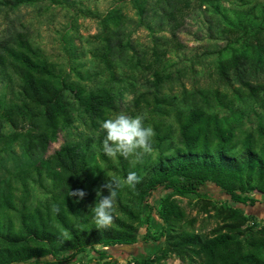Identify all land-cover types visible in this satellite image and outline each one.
Masks as SVG:
<instances>
[{
	"label": "trees",
	"instance_id": "trees-1",
	"mask_svg": "<svg viewBox=\"0 0 264 264\" xmlns=\"http://www.w3.org/2000/svg\"><path fill=\"white\" fill-rule=\"evenodd\" d=\"M129 1L144 19L149 0ZM39 2L72 11V23L79 17L97 18L101 47L92 52L97 65L92 71L76 43L75 28L64 37L65 66L36 47L27 30L14 25L0 34V264H84L89 250L110 258L108 248L140 242L144 221L142 240L161 242V248L156 255L133 257L135 264H161L168 254L189 264H264V223L239 208L263 202L256 194L264 195V0H156V6H167L162 10L171 23L172 45L157 42L140 60L138 65L149 74L145 89H134V101L125 107L131 112L147 108L150 117L142 116L156 133V153L134 163L118 155L117 165L102 151L105 133L100 125L126 102L125 95L113 89L114 82L124 80L115 62L114 39L125 15L117 7L98 14L82 0H0V8L14 11ZM198 10L206 14L200 23L207 26L208 37L225 42L207 51L217 55L220 78L241 87L229 95L214 91L216 103L231 111L228 115L208 113L196 104L180 109L177 98L164 92L176 78L171 69L177 61L169 54L176 51L177 31L186 14ZM123 46L135 50L130 41ZM98 75H105L107 83L88 87L86 82ZM244 95L262 110L257 111L255 133L236 127L244 109L233 104ZM78 110L99 131L96 139L74 135L73 114ZM172 116L178 125L176 141L172 125L166 123ZM60 132L68 140L48 153ZM92 140L98 147L97 161L91 155ZM100 162L115 178L123 180L130 171L141 177L134 188L118 190L114 222L107 229L96 228L88 207H94L96 190L104 184ZM33 184L44 191V199L34 196ZM75 189L87 193L83 200L68 196ZM158 190L160 204L151 205L149 198ZM189 196L196 197L198 213L217 221L211 230L195 229L197 217L189 216L181 199ZM54 205L58 213L52 211ZM144 207L149 210L145 218ZM153 210L162 221L159 232L149 224Z\"/></svg>",
	"mask_w": 264,
	"mask_h": 264
},
{
	"label": "rangeland",
	"instance_id": "rangeland-1",
	"mask_svg": "<svg viewBox=\"0 0 264 264\" xmlns=\"http://www.w3.org/2000/svg\"><path fill=\"white\" fill-rule=\"evenodd\" d=\"M85 6L92 9L98 14L104 15L110 9L117 7L124 13V22L119 27V30L114 39L116 46L115 62L117 70L124 77V80H117L113 84V89L117 93L125 95V104L120 112H124L130 116L145 115L150 117L146 107L141 111L134 112L125 109L127 105L131 106L134 101V89L137 93L142 92L146 82V70L143 66L138 65L145 56H149L153 51V47L162 43V47L170 48L172 45L173 30L171 23L168 21L163 13L162 8H166L164 2L156 6V0H149L148 11L144 19L139 14L137 8L129 0H82ZM156 3V4H155ZM200 10L186 14V20L183 27L177 31L176 39L178 44L175 53H170L169 56L177 61V64L171 69L176 78L166 85L164 92L171 94L177 98L179 108L186 110L193 104L196 107L203 105L208 113L218 114L220 116L230 114V110L226 107H221L216 103L214 98V91L221 89L224 93L232 94L235 88H241L238 83H223L217 70V55L207 54V51L218 50L225 43L221 39H210L207 33V26L201 25L200 20L204 19L206 14H200ZM209 17V16H207ZM72 11L66 8L51 5L47 2H39L37 4L23 5L19 9L10 11L6 8H0V34L4 33L8 28L16 26L19 30L29 31L30 38L36 47H39L51 60L57 61L61 66L66 65V56L64 51V37L75 28L77 31L76 43L82 49L87 68L92 71L97 69L96 62L93 58L92 52L101 47V43L97 35L101 33L102 27L97 18L92 17H79L75 23H72ZM131 42L135 50L130 49L128 46H123L126 42ZM134 67V68H133ZM134 69V71H133ZM120 77V76H119ZM106 84L105 75H98L93 77V80L87 81L88 87L101 86ZM132 92V93H131ZM202 92V95L201 93ZM203 97L207 99L205 102ZM228 99V98H225ZM209 103L210 106H206ZM131 104V105H130ZM234 107H241L244 109L243 120L236 125L238 131H252L255 133V128L258 124L259 113L262 111L260 105L253 98L247 95L242 97L241 101H235ZM117 114V113H115ZM115 114H112L115 115ZM73 121L76 127L74 135L76 138L84 139L92 137L96 139L99 131L93 126L91 119L78 110L73 114ZM167 124H171L173 128V140L178 138V125L174 117H169L166 120ZM82 138V139H83ZM68 140L64 132L59 133L57 141L53 142L50 146L48 153H52L58 149L62 144ZM90 145L91 155L97 161L98 147L95 140ZM155 149L151 154L144 155L141 160H147L155 157ZM131 163L137 161L136 157H128ZM113 164L117 165L119 161L118 155L112 158ZM100 164L104 167L102 182L105 183L108 177H118L107 166ZM34 186V196L44 199L45 193L42 189ZM105 190V189H104ZM105 190L106 195L108 191ZM215 191V190H213ZM216 197L223 198V195L215 192ZM162 191H156L150 198L151 205L159 206ZM263 202L255 206H239L247 215L253 216L254 220L258 223H264V195H258ZM183 205L187 209L190 217H197L195 229L198 231H209L217 225L214 217L204 212L198 213V208L195 206L196 197H181ZM94 202V206H95ZM143 218L149 213V210L144 207ZM150 226L153 231L159 232L162 227V221L157 214V210L151 213ZM146 221L142 223L139 230L140 242L130 248H120L118 246L110 247L108 251L113 253V257L100 258V255L92 250H89L87 256L82 259L84 264H103L105 261L110 260L111 264H135L133 257H148L156 255L161 248V242H144L142 239L146 232ZM98 250H102L101 246H97ZM82 258V257H81ZM132 260V261H131ZM161 264H189L188 262L181 261L173 255H167L161 260Z\"/></svg>",
	"mask_w": 264,
	"mask_h": 264
},
{
	"label": "clouds",
	"instance_id": "clouds-1",
	"mask_svg": "<svg viewBox=\"0 0 264 264\" xmlns=\"http://www.w3.org/2000/svg\"><path fill=\"white\" fill-rule=\"evenodd\" d=\"M100 127L105 133L102 151L109 158L119 155L127 159L134 156L139 162L144 155L153 152V139L156 133L151 125H145V117L142 115L133 117L120 112L103 120ZM140 181L141 177L135 171H130L123 180L108 177L96 190L95 206H88L96 228L107 229L113 224L118 190L125 186L134 188ZM104 189H107L108 195L103 194ZM86 195L82 189L70 190L68 193V196L76 198V202L83 200ZM52 211L58 213L60 209L54 205ZM63 235L67 238V233Z\"/></svg>",
	"mask_w": 264,
	"mask_h": 264
},
{
	"label": "water",
	"instance_id": "water-1",
	"mask_svg": "<svg viewBox=\"0 0 264 264\" xmlns=\"http://www.w3.org/2000/svg\"><path fill=\"white\" fill-rule=\"evenodd\" d=\"M120 248H130V245H119ZM18 264H25V263H18Z\"/></svg>",
	"mask_w": 264,
	"mask_h": 264
}]
</instances>
